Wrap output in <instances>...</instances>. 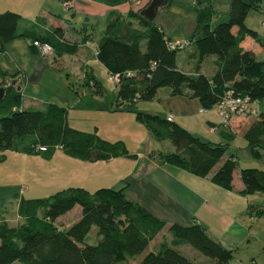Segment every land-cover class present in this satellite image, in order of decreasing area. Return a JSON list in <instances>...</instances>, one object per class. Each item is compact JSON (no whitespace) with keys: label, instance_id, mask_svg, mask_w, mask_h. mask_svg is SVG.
<instances>
[{"label":"trees","instance_id":"trees-1","mask_svg":"<svg viewBox=\"0 0 264 264\" xmlns=\"http://www.w3.org/2000/svg\"><path fill=\"white\" fill-rule=\"evenodd\" d=\"M230 1L227 18L217 23L212 20L211 4L199 8L198 20L187 38L189 44L194 43L191 56L197 57V72L178 65L182 48L171 46L175 40L156 19L142 15V9L137 17L145 30L138 29L136 35L127 29L131 21L125 29L122 19H110L99 40L98 57L110 74H120L117 104L133 106L138 121L157 138L169 139L173 144V150L156 151L151 153L153 157L193 174L210 176L215 183L233 189L239 160L234 154L226 156V151L234 132L226 133L225 142L205 140L174 119L142 110L136 104L138 100H152L163 87H169L174 95L189 92L198 97L204 111L214 108L228 89L250 95L255 101L264 98V61L257 59L254 48L244 45L247 34L256 35L246 18L261 0ZM21 19L17 11L0 12V52L20 35L53 44L55 54L79 51L80 42L68 39L62 26L39 33L34 28L19 32ZM212 54L216 55V71L209 76L199 67ZM7 75L0 64V77L5 79ZM87 80L101 86L92 73L87 74ZM23 99L21 89L8 85L0 100V151L51 157L61 148L89 161L129 154L122 139L109 140L98 132L72 126L64 105L49 102L45 108H22ZM235 116H252L241 125L242 135L253 153L264 149V108L256 114ZM38 145H46L47 149L39 150ZM240 177L244 193L264 192V168L241 167ZM78 205L81 213L77 220L59 225L58 218ZM18 212L24 218L19 225L0 220V264H198L167 241L159 239L156 243L165 230L173 231L178 240L189 242L215 264H234V250L213 238L201 223H168L129 198L125 186H101L94 191L69 186L47 197H22ZM263 212L264 208L257 213Z\"/></svg>","mask_w":264,"mask_h":264},{"label":"crops","instance_id":"crops-1","mask_svg":"<svg viewBox=\"0 0 264 264\" xmlns=\"http://www.w3.org/2000/svg\"><path fill=\"white\" fill-rule=\"evenodd\" d=\"M137 1L140 0H136V2ZM129 2L131 3L130 0ZM133 4H135V2L132 3V10H135L134 7H140L139 5L136 7ZM8 5L10 4H2V6H0V12L7 10L8 8H6V6ZM50 9L43 8L46 15L45 18H43L45 19L44 22H42L44 27L41 28L39 27L40 25L28 26L26 24L20 27V23L19 32L34 28L38 31L37 33H39L40 31L46 32L53 30L56 26H62L65 31V36L68 39L78 40L80 42L79 51L75 54L69 53L71 55H76L78 58L71 64H75L79 69L81 68L82 80L85 81L83 82L85 87L90 84L96 86L94 80L88 82L87 74L92 73L95 75V78L100 80L93 65L94 62H102L98 57V48L91 50L88 47H84V41L78 38L79 32L81 35L84 34L72 24H68V21L63 22L60 20L57 14L58 11L54 10V8ZM48 11L56 15L52 16ZM160 25L164 28L162 24ZM130 26L131 27L128 25L127 29L130 28L134 30V33L137 32L138 29L145 30L137 20L133 21V24ZM73 29H75L76 32H73ZM19 37L7 42L6 47L2 51H6L8 45L15 55H17L16 52L19 51L18 47L20 45L17 41ZM21 37L28 38L31 50L35 56H44L33 46V37ZM170 38L172 37L170 36ZM172 40L174 39L172 38ZM194 48L189 51L188 65L184 64L182 66L178 59V65L189 72H197V57L194 56V58H191V55H193L191 53L194 51ZM8 52L10 51L8 50ZM58 55L61 56L62 54ZM58 55H55V60L57 62L60 61ZM14 62L16 64H13V66L18 69L16 59ZM203 62L199 67L200 72L205 71ZM1 63L8 72V75L5 79L0 77V85H14L17 89H21L24 98L22 108H26L25 90L29 87V74L23 72L20 68L22 72L19 71L14 73L13 66L8 64L6 67L2 61H0V64ZM102 64L104 63L102 62ZM192 66H195V69L192 68ZM215 71L216 68L212 74L207 75L212 76ZM15 80L17 84H14L16 83ZM99 84L101 85L99 87L101 90H99V92L95 91L96 93L94 94L99 93L98 95H104V93L108 91V88L104 87V82L102 80H100ZM116 92L118 96V83H116L114 94H116ZM83 100L84 98L81 96L77 102H83ZM60 104L65 106L62 102ZM136 104L142 110L156 113L163 117H168L172 113L174 121L187 127L205 140L214 141L209 138V136H206L203 130L206 131L209 125V132L216 134L218 127L220 128L219 124L222 122H217V117L214 115V113L217 112L222 119L217 108L214 107L209 110L201 111L202 105L198 97L193 96L189 92L174 95L171 93L169 87L160 89L152 100H138ZM73 105L74 104H72V106ZM65 107L67 108L68 121L73 125L69 117L71 106ZM73 108L74 112H78V110H75V107ZM249 118L248 116H234L228 124L222 123L225 126L221 131L224 138H216L218 140L215 141L225 142L226 133L231 131L235 133V137L230 141V144L234 142L233 140L237 136L244 138L246 143L247 140L241 132V125L245 124ZM198 120H200V122ZM229 124H231V127ZM212 125H215L217 129L213 130ZM159 140L168 142V139ZM155 149L156 151H171L174 147H172L170 143H165V147H161L158 144ZM9 152H12L13 157L19 159L20 163H22L23 166L21 167V171L23 172L24 179L29 176L28 173L33 177L36 173V169L38 170L36 175L40 176V182L38 183L37 181V185L40 186H37L34 192L29 191L30 194L26 195L25 192L29 189L27 186H25V188L20 186L19 191H16V186L18 185L14 184L15 188L13 191L10 189L1 191L4 186L0 185V220H7L10 222L12 219L18 218L23 221L24 218L18 212V204L22 197H47L69 186H81L90 191H94L101 186H125V191L129 198L140 203L153 214L164 219L168 223L178 222L183 225H191L196 222L201 223L213 238L220 241L226 247L234 250V264L236 254L240 255L239 259L244 264H252V261H254V264H264V212L257 213L260 209L264 208V206L262 207L260 204L264 202V194L260 193L262 191L251 194L243 192L244 184L240 177V165L235 173V186L233 189H230L215 183L210 176L193 174L173 162L152 158L149 154H146V152L141 151H138L140 154L139 156L135 152H129L132 156L126 154L108 160L89 161L71 156L61 148H58L51 157H46L37 153L38 156L41 155L40 157H42V159L40 162L43 160V165L41 164L42 167H37L38 165L34 164L36 168L31 166V161L29 160L35 155L34 153H25L16 150H9ZM226 156H230V154H227V151ZM6 157V155H2L0 159L3 160ZM40 171H43V173L40 174ZM32 179L33 178H31V180ZM39 189L41 191L43 189L45 192H38ZM50 191L51 194L49 195L36 196L39 195L38 193L46 194ZM12 192L13 195L11 194V196L10 193ZM181 243L182 241L177 238L172 240V245L183 251V249L178 246ZM254 249H262L260 256L253 253ZM195 255L196 253L193 251V255L190 257L198 264H215V261H209L210 259H205L204 257L201 258L203 260H200V258L198 260ZM255 258H258L259 262Z\"/></svg>","mask_w":264,"mask_h":264},{"label":"rangeland","instance_id":"rangeland-1","mask_svg":"<svg viewBox=\"0 0 264 264\" xmlns=\"http://www.w3.org/2000/svg\"><path fill=\"white\" fill-rule=\"evenodd\" d=\"M130 1L131 3L129 0H0V6H2V4H10L6 6V8H11L9 10L17 11L22 15L20 27L26 24L28 26L40 25L39 27L41 28L44 27L42 22H44L45 19L43 18L46 16L43 8H54V10L58 11L57 14L60 20L63 22L68 21V24H72L84 34L81 35L80 32L78 34V38L84 41L83 46L94 50L98 48L99 40L106 31L110 19H122L120 21L126 29L130 21L131 25L133 21H138L137 11L139 12L151 0ZM134 2V6L137 7L139 5L140 7H134L135 10L133 11L135 13L132 12L131 15H129L132 9V3ZM210 4L214 10L213 23L227 18L231 7L230 0H171L170 5L163 6L159 9L156 22H160V24L164 26L167 34L175 41H185L192 33L195 22L198 20L199 8L203 5L206 6ZM246 24L250 29L256 31V35L251 33L247 34L244 45L254 48L257 59L259 61H264V0H261L257 7L250 10L246 18ZM73 30V32H76L75 29ZM125 34L127 33L125 32ZM17 41L20 44L18 47L19 51L16 52L17 55H15L13 50L7 45V50L4 52L2 51L0 54V61L7 67L8 64H10V66L16 64L14 62L16 59L18 69L13 66V72L17 73L23 71L29 74L30 83L28 82L29 87L25 90V102L27 107L31 106L37 108L38 105V108H45L47 102H62L65 106H71L69 117L71 123H73V125L71 124L72 126L75 124V126L77 125L76 128L98 132L109 140L122 139L129 152H135L138 156L140 155L138 151H141L155 158L151 153L156 152L155 148H157L158 144L161 147H165V143H170L173 147L169 139L167 140L168 142L157 139L154 133L145 124L137 120L133 106L117 104V92L114 94L117 82L110 78V73L102 62H94L93 65L95 67V72L98 77H100V80L104 82V87L108 88V91H106L104 95H98L99 93H94H96L95 91L97 89L101 88L91 84L85 87L83 84L85 81L82 80L81 68L79 69L75 64H71L78 59L76 55L64 53L61 56L54 54L51 56L42 55L43 57H38L33 54L27 37L20 36ZM193 48L194 43L192 42L178 51V59L182 66L184 64H189V51ZM8 50L10 52H8ZM55 55L59 56V62L55 60ZM192 57L194 58V56H191V58ZM215 58L216 55L212 54L204 59L203 68L205 71L203 72L212 74L216 68ZM192 68L195 69V66H192ZM14 84H17V81ZM81 96L84 98L83 102H77ZM72 104L74 105L72 106ZM254 106L258 110H262L264 108V98L258 99L254 103ZM73 107H75V110H78V112H74ZM214 115L217 117V122L222 121L217 112H215ZM198 121L200 122V120ZM219 126L220 128L218 127L216 134L209 132V125L208 129H206V131L203 130V132L214 141L218 140L216 138H224L221 131L225 126L222 122H220ZM233 141L234 142L227 145V154L231 155L232 153L236 155L241 167L255 166L264 168L263 148H259L260 152L253 153L248 143H245L244 138L237 136ZM34 154L35 155L29 159L31 161V166L36 168L34 164H37V167H42L43 160L40 162L42 159V157H40L41 155L38 156L37 153ZM2 155H6L7 157L3 160L0 159V185L4 186L1 191L8 189L13 191L15 185H18L16 186V191H19L20 186L24 188L27 186L29 189L26 190L25 194L29 195V191L34 192L35 188L40 186L37 185L40 182V176L36 175L38 172L37 169L33 177L28 173L30 177L27 176L26 179H24L23 172L21 171L23 165L20 163L19 159L13 157V153L9 152V150L0 151V158ZM41 173H43V171H40V174ZM31 178L34 180H31ZM38 192L45 191L39 189ZM260 193L264 194L263 191ZM11 194L13 195V192L10 193V195ZM38 194L39 195L36 196H46L51 194V191L46 194ZM260 204L262 207L264 206V202ZM80 213L81 208L80 205H78L66 215L59 217L58 224L67 226L75 222V219ZM9 223L11 225H19L22 223V220L15 218ZM174 238H176V236L173 231L165 230L156 240V243H159V239H162V241H167L172 244ZM181 241L182 243L178 246H180V248L183 249L182 252L188 254V256H192L194 251L198 260L199 258L203 260L201 258L204 257L205 259H210L209 261H213L211 257L200 252V250L189 242L185 240ZM261 250L262 249H254L253 253L260 256ZM239 256L240 255L236 254V258L234 259L235 264H244L239 259ZM255 259H257V261L259 260L258 258ZM252 264H254V261H252Z\"/></svg>","mask_w":264,"mask_h":264},{"label":"built area","instance_id":"built-area-1","mask_svg":"<svg viewBox=\"0 0 264 264\" xmlns=\"http://www.w3.org/2000/svg\"><path fill=\"white\" fill-rule=\"evenodd\" d=\"M33 43L39 52L44 56H51L56 53L54 45L49 42L35 39ZM170 44L173 47L176 46L179 48H185L189 42L186 39L185 41H171ZM128 73H130V71H128ZM110 78L118 82L120 79V74H110ZM255 102L256 101L252 99L250 95L237 94L233 89H228L226 94L218 101L215 108H217L220 115L222 116V123L227 124L235 115L256 114L258 109L254 106ZM200 110L204 111V108H201ZM168 118L173 120V114L171 113ZM212 129L215 130L217 127L212 125ZM37 149L46 150L47 147L46 145H38Z\"/></svg>","mask_w":264,"mask_h":264},{"label":"water","instance_id":"water-1","mask_svg":"<svg viewBox=\"0 0 264 264\" xmlns=\"http://www.w3.org/2000/svg\"><path fill=\"white\" fill-rule=\"evenodd\" d=\"M169 2L170 0H151L148 5L141 10V14L150 20H155L158 15L159 9L163 6L168 5ZM7 90V85H0V100L5 97ZM129 156L132 155L129 154Z\"/></svg>","mask_w":264,"mask_h":264}]
</instances>
